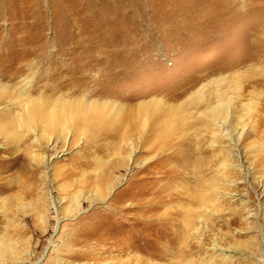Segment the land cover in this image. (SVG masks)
Masks as SVG:
<instances>
[{"label":"rangeland","instance_id":"rangeland-1","mask_svg":"<svg viewBox=\"0 0 264 264\" xmlns=\"http://www.w3.org/2000/svg\"><path fill=\"white\" fill-rule=\"evenodd\" d=\"M9 48L18 51L0 58V85L9 90L0 94V264H169L151 256L165 220L125 207L160 189L161 172L178 171L165 153L156 156L165 166L147 167L137 140L183 127L187 107L188 134L204 133L210 162L196 178L207 179L216 202L190 230L193 264H264V0H0V53ZM30 50L43 60L22 62ZM30 60L34 69L23 68ZM17 70L33 77L30 89L12 78ZM220 80L232 111L223 118L214 192L207 119L188 103L202 88L200 110L216 107ZM57 98L108 107L84 135L58 144L41 128H11L10 118L26 123L24 102ZM131 143L138 150L128 162ZM121 148L128 160L117 164ZM178 181L169 191L181 193ZM181 259L178 251L173 264Z\"/></svg>","mask_w":264,"mask_h":264},{"label":"bare ground","instance_id":"bare-ground-1","mask_svg":"<svg viewBox=\"0 0 264 264\" xmlns=\"http://www.w3.org/2000/svg\"><path fill=\"white\" fill-rule=\"evenodd\" d=\"M15 50H16L15 48H9V50L3 51L2 53H0V58H1V54H4L6 52L8 54H11L15 52ZM16 51H18V49ZM35 55L37 56L36 59H38V61L39 60L42 61L44 58L42 55L41 56L43 58L38 56V54H36V50H30L24 54V57H22L23 58L22 62L28 60L29 58ZM31 60L28 61L27 64H24L23 68L27 67L29 70H32L33 68L32 64L34 65V63H32ZM17 71L18 72H16L15 75L12 76V78L15 79L21 74L20 72L21 70H17ZM43 73L44 72H41V75ZM34 74L36 73L34 72ZM18 78L21 79L20 82L23 84L21 91L28 90L31 88L32 82L34 81L33 77L30 78V75L28 74L27 76H24V77L20 76ZM222 83L223 81L220 80L216 84L217 92H219V95H216V100L218 99L217 105L210 111L207 108L208 104H206L207 106L206 105L203 106V108H205V112H202L200 110L202 107V104L201 106L199 105L200 103H203V95H201L202 88L195 91L192 94V96L189 97V99L190 98L191 99H190V103H188V106L190 107L197 106L195 111H197V113L199 114V119L200 120L202 119L201 122H204L207 119L204 125H205V128H207L206 133H208V130H209V135L211 134L210 143L212 146L211 147L212 148L211 158H213L212 163L215 166H217L218 164V167L216 168V174L214 177L215 179H213V182H216V183L212 184L213 186L212 190L214 192L219 191L217 187L218 186L217 184H219V181H220L219 171H220L221 165L219 161L223 154V150L219 148V143L223 139L222 137L223 135L221 136L222 126L225 123V120L223 118H225L226 113L228 115L232 111V108L230 106L231 103L229 102L227 104V108L225 109L224 108L225 103H223L222 99H220L223 96L222 95L223 91L221 92V87H220ZM7 88L8 87H6L5 85L4 86L0 85V94H2L3 96H7L5 95V94H8V91H9ZM237 90H241V87L238 86ZM86 97L88 96L86 95ZM61 99H64V98H57L56 100H50L49 102H45L40 99H37V100L29 99V101L24 102L22 106H20L23 108V112L26 113V123H24L21 119H17L15 121L14 119L10 118L11 128H17V129L27 128L28 130L33 131V132H36V130H39L41 128L43 129L44 133H49V134L53 133L50 137L52 138L54 136V139L56 140V143L58 144L57 141L64 140V139L66 140V137L70 133L76 137L77 136L80 137L81 135H84V127H85L86 122L90 120L92 116L96 113H103V112L105 113V110L108 107L107 101H98L96 105L95 103L90 102L86 98L80 101H75L77 99L75 100L73 99L74 101L73 100L72 101L61 100ZM112 105L118 109H122V107L119 104L115 105L112 103ZM187 108L185 109L186 111L184 109H183L184 111L181 109V113H180L181 115L183 114L184 116L187 114L185 117L183 116L184 117L183 127L181 128L179 127V125H181V122L180 123L178 122L179 125L177 123H172L174 125L173 126L171 125V128L169 129H165L160 132L152 131L146 134L147 136L150 135L146 139H142L143 135L141 132L140 138L139 140H137L138 142L137 144L140 145L141 151L144 150L145 153L149 154L148 158L150 160L149 161L150 163L147 164V167L149 168L155 167L154 166L155 162L156 163L160 162L162 166L163 165L165 166L166 165V163H164L165 161L163 162V160L161 161L158 159V157H156L158 156L159 153H165L164 157H167V159L172 160V163H174L178 167V171L175 172V171H170L171 169H168V171L161 172L162 173L161 180H166V182L164 183V185L161 186L160 189H158L157 191L146 190L145 192L140 193L139 196L134 197L130 205L125 207V209H130V210L132 208L138 209L139 211L143 213L142 215L143 218H146L147 221H152L153 223H157L159 225H161L159 220H165V224H162L163 226V229H161L162 233L158 237V241H157L158 245L157 247L153 249L151 256L156 257V258L167 257L169 260V264L174 263V258L178 251L184 254L186 258L185 260H182L183 259L182 258L180 260V263H184V264L194 263L192 261L193 259H191V254L189 251L190 247H188L189 244L187 245L188 240L192 238L193 233L191 234L190 230L192 229L193 222L195 220H197L198 222L199 221L203 222L206 216V213H208L210 208L216 206V202L207 198L208 190H206L207 188L205 186V184H207V179L203 180L201 176H198L196 178L197 173H204L205 168L209 166L210 162L205 159L207 156V151L204 148L205 145L204 146L202 145V143H204V140L199 139V137L201 135L203 136L204 133L202 134V132H199L193 136H189L188 134V132L191 130L192 127L185 123H187V118H189L190 115L191 116L193 115V112H188ZM142 110L145 111L146 109L143 107ZM207 113H209V116ZM166 114H164V116H166ZM180 114H178V116H180ZM119 117H120V114L119 112H117V114H115L112 118L118 119ZM209 119L211 120V122L208 121ZM210 124H212L211 129H209V126H211ZM167 126L168 124L166 125V127ZM115 132H116L114 133L115 137L118 138L121 131L117 130ZM135 145L136 143H131L129 145L130 152H129V160L127 159L128 162H130V159L132 158L133 154L136 152V150H138L136 149ZM121 149L116 151V153H119L118 155H121L120 153H122L121 155L122 158L121 160H118L117 164L125 163L127 161L126 154H128V151L124 150L123 148ZM208 155H209V152H208ZM147 167L146 168L142 167V169L139 172H143V170L146 171ZM189 174L192 176L190 177L191 179H189ZM174 179L179 180L178 183L176 182L174 184H178L179 187L182 188L181 193H179V190L176 192H174V190L169 191L170 188L168 187V185H170L171 182L174 181ZM192 179L193 181H191ZM195 181H197L196 186H194ZM215 185H216V188L214 187ZM179 187L178 189H181ZM198 191H200L201 193H196ZM194 214L196 215L195 219H193ZM177 222H180V225H177ZM180 258L181 257H179V259Z\"/></svg>","mask_w":264,"mask_h":264}]
</instances>
